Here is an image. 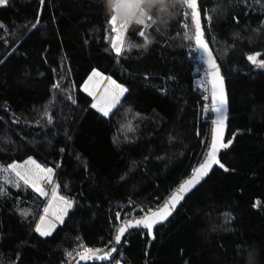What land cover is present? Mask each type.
Instances as JSON below:
<instances>
[{
	"label": "trees",
	"instance_id": "trees-1",
	"mask_svg": "<svg viewBox=\"0 0 264 264\" xmlns=\"http://www.w3.org/2000/svg\"><path fill=\"white\" fill-rule=\"evenodd\" d=\"M116 3L0 7V166L33 159L53 169L60 191L76 202L55 233L41 237V210L32 209L45 202L3 172L0 264H69L83 244L103 249L120 214L154 210L201 158L210 120L201 115L206 95L190 56L187 9L178 0H143L145 23H131L118 56ZM200 7L227 78L233 143L221 162L229 172L215 169L155 230L149 256V232L131 234L117 256L123 264H264V69L247 59H264V0H201ZM93 71L127 89L108 117L83 90Z\"/></svg>",
	"mask_w": 264,
	"mask_h": 264
},
{
	"label": "snow or ice",
	"instance_id": "snow-or-ice-1",
	"mask_svg": "<svg viewBox=\"0 0 264 264\" xmlns=\"http://www.w3.org/2000/svg\"><path fill=\"white\" fill-rule=\"evenodd\" d=\"M8 0H0V5L7 4ZM180 2L186 6L187 9H190L191 12H185L184 15L191 16V20L195 25V33H194V39L195 43L203 48L205 51H208V45L203 39V31H202V25H201V17H200V10L198 7L197 0H180ZM41 3H43V0H41ZM150 20L151 17H148ZM211 18L209 17V20ZM117 22H118V16L112 15L110 18V24L113 26V31H116L118 33L116 37V42L113 43L112 47L116 53V55H121L123 52V42L120 38L119 32L120 28H117ZM140 24H144L145 21L140 20L138 21ZM127 24H122L121 28H126ZM187 27V25H185ZM140 35L143 36L144 33L141 31ZM142 46V45H141ZM131 47V45L129 46ZM209 55V63L211 64L212 69L214 70L212 73V86H213V101L214 103H218L220 106L215 108V111L218 113H222L223 105L226 103L225 98V92L223 88V79L220 76L218 65L215 63V61L212 59L211 52L208 51ZM260 56L259 53L249 55L247 59L254 63L259 64L260 66H264V60H258V57ZM92 77H101L103 78V74L98 71H93ZM92 77L89 78V83L92 80ZM110 81V89L105 90V97L111 96L110 101L105 106H100L98 104H93L92 107H100V111L103 112L105 116L108 115V112L111 107H113L116 103L119 102V97L123 95L124 92L127 91L126 88H124L122 85L118 84L115 80ZM89 83H85L84 90L86 92H89L90 95L93 94L92 91H90ZM111 90V91H110ZM104 98L102 97V100ZM216 128L214 130V135L211 140L210 145V151L207 154L206 160L200 165L199 169L195 171L194 176L191 179H188L183 185L180 186V188L177 190L175 194H173L168 203H166L161 209H158L157 211L151 212L149 215H146L142 217L141 219L135 220V221H128L122 226H120L117 230V234L115 236V241L117 243H120L121 238L123 237L124 233L127 231L129 227L132 226H143L145 229H148L151 231L153 226L166 219L168 215H170V208L168 207V204L175 205L179 200L183 198V193H185L187 190L190 189L191 186H193L195 183L199 181L200 178L207 175L208 171L211 169L213 165H219L221 168H224L225 166L220 162L218 159V153L220 149L227 148L228 144L223 143V132H224V123L223 119H218L215 121ZM26 165H31V167H25L19 164H11L9 165V170L15 174V176L22 180L26 185H30L39 195L41 196H47L48 193L44 191L43 187L40 184L41 180H47L48 182H51V177L53 175V169L51 168H43L39 164H37L34 160L29 159L26 161ZM18 186V185H17ZM2 192V190H0ZM60 202V207H57L56 202ZM72 201L68 200L66 197L58 195L57 190L54 188L52 191V203L49 204L47 208L44 209L45 215L40 218V222L37 225L35 231L38 232L41 236H49L51 235L52 230L55 228L54 221H59L60 223H63V216L66 213L67 209L72 206ZM52 211L53 220H48L47 216L50 210ZM83 247V246H82ZM115 251V249H113ZM69 256H71V253H68ZM80 258L82 260H88L92 259L96 256V252L91 249L84 247L83 251L79 253Z\"/></svg>",
	"mask_w": 264,
	"mask_h": 264
},
{
	"label": "water",
	"instance_id": "water-1",
	"mask_svg": "<svg viewBox=\"0 0 264 264\" xmlns=\"http://www.w3.org/2000/svg\"><path fill=\"white\" fill-rule=\"evenodd\" d=\"M200 1L201 0H197L198 7H199V10H200L201 25H202V31H203V39L205 40V42L208 45V51L211 52L212 59L218 65L220 76L223 79V88H224V92H225L226 103H224V105H223L222 113H218V112L215 111V108L219 107L220 105L218 103H214V101H213L212 73H213L214 70L212 69L211 64L209 63L208 51H205L203 48L199 47L195 43V39H194L195 25H194V23L191 20V16L189 15L191 27L193 29L192 30V32H193V42H194V46H195V48L197 50V57L204 64V66H205V68L207 70L208 80H209V83H210V90H211V108L210 109H211V112H210V123H209V128H208V136H207V141H206V143L204 145V148L202 150L201 158H200L199 162H197L195 164V166L193 167L191 172L178 185H176L168 193V195L159 203V205L154 210H152L151 212H154V211H157L158 209H161L166 203H168L170 197L177 192V190L180 188L181 185H183L188 179H191L194 176L195 171L197 169H199L200 165L206 160L207 154L210 151V145H211L212 137L214 135V130L216 128L215 121H217L218 119H223V123H224L223 143L228 144L227 148L220 149V151L218 153V159L220 160V162H221V156H222L223 151L228 149L233 143V140L227 141V136H228V132H229V125H230V120H231L230 99H229V93H228V87H227V78H226V76H225V74L223 72V69L221 68V65H220V63H219L214 51L212 50V47H211L210 43H209L208 36L206 34V30H205V26H204L203 15H202L201 7H200ZM185 8H186V6H185ZM187 11H188V13L191 12L190 9H187ZM217 168L220 169V170L229 172V170L226 167L221 168L219 165H213L211 167V169L208 171L207 175H205L202 178H200L197 183H195L193 186L190 187L189 190H187L185 193L182 194L183 198L181 200H179L175 205H172L170 203L168 204V207L170 208V215H168L166 219L156 223L153 226V228L151 229V231H149L148 229H145L142 225L138 226V227L137 226L129 227L127 229V231L124 233L123 237L121 238L120 243H117L115 241V236H116L117 230H118V228L120 226H122L123 224H125L128 221H135V220L141 219L142 217H144L146 215H149L151 212L146 213V214H142V215H134V216L127 217V218H123L122 214H120L117 217V225H116L113 233H111L112 234L111 241L109 242V244L106 247H104L103 249H101V250H99L97 252L95 251L96 252V256L94 258H92V259L82 260L80 258V255H78V256L74 257L69 262V264H109V262L111 263V262L114 261V259L117 257V255L119 254L121 249H123L127 238L131 234H133L135 232H149V236L151 237L150 241H149V244H148L149 246H147V252H148V256H149L151 245L155 242V235H154L155 230L160 228V227H162V226H164V225H166L167 223H169L170 220L175 216V214L182 207V205L186 202V200L196 190H198L211 177V175H213V172ZM113 249H115V251H113Z\"/></svg>",
	"mask_w": 264,
	"mask_h": 264
},
{
	"label": "rangeland",
	"instance_id": "rangeland-1",
	"mask_svg": "<svg viewBox=\"0 0 264 264\" xmlns=\"http://www.w3.org/2000/svg\"><path fill=\"white\" fill-rule=\"evenodd\" d=\"M9 1V0H8ZM180 1V0H178ZM142 2L143 0H117V3H116V6H115V15L118 16V22H117V28H120V32H119V35H120V38L123 42V46H124V42H125V37H126V32L129 28V26L131 25V23L133 21H139L142 19L143 17V11L141 10L142 9ZM6 5V4H4ZM4 5H0L1 6H4ZM127 24V27L126 28H121V25L122 24ZM114 33V43L116 42V37L118 35V33L116 31L113 32ZM258 60H264V59H261L260 56L258 57ZM252 63V62H251ZM252 65L256 66L257 69H264V66H260L258 63L257 64H254L252 63ZM92 77V74L91 76ZM89 77V78H90ZM110 77H107L103 74V78L101 77H92V80L91 82L89 83V79L87 80L86 83H89V88H90V91L93 92L92 95L89 94V92H86L83 88V90L90 95V97L93 99V104H98L100 106H105L111 99V96L109 95L108 97H105V90L106 89H110V81L109 79ZM111 80H113L112 78H110ZM111 91V90H110ZM126 92L123 93V95H121L119 97V102L121 101V99L125 96ZM102 97L104 98L102 100ZM118 102V103H119ZM118 103H116L113 107L110 108L109 112H108V115L105 116L103 114V112L100 111V107H93L97 112L101 113V115L105 116V117H108L112 111L114 110V108L118 105ZM33 160V159H32ZM35 161V160H34ZM36 162V161H35ZM37 163V162H36ZM16 164H19V165H22V166H25V167H31V165H26V162L24 163H16ZM39 164V163H37ZM3 172H7L9 174H11L14 178H17L15 176V174L13 172H11V170H9V167H4V166H0V179L3 177ZM56 181V175H55V171L53 170V175L51 177V182H48L47 180H41L40 181V184L41 186L44 184V183H53ZM38 196H40V198L45 202V205L40 207V206H37L36 209H32V211L34 212H37L39 213L40 210H41V213H40V217H39V220H38V224L40 222V218L42 216L45 215L44 213V209L47 208L49 206L50 203H52V198L49 200L50 198V193H48L47 196H41L39 195V193H37L30 185H28ZM57 192H58V195L60 196H63V197H66L68 200L72 201V206L70 208L67 209L66 213L64 214L63 216V223L64 221L67 219L68 215L70 212H72L74 209H75V206H76V202L75 200H73L72 198H69L67 195L63 194L61 191H60V188L58 187L57 188ZM57 204V207H60V202L57 201L56 202ZM55 209L53 210H50V212L48 213V216H47V219L48 220H53V215H52V211H54ZM31 210L29 211V215L30 214H34ZM136 212H141L143 213L144 210L141 208L139 211H133V212H130L127 216L131 215L134 216V214ZM25 216H27V214H25ZM55 223V228L54 230H52L51 232V235L53 233H55L56 229L62 225L63 223H60L59 221H54ZM37 224V225H38ZM37 227V226H36ZM39 234V233H38ZM40 235V234H39ZM49 235V236H51ZM49 236H46V237H49ZM41 237H45V236H41Z\"/></svg>",
	"mask_w": 264,
	"mask_h": 264
},
{
	"label": "built area",
	"instance_id": "built-area-1",
	"mask_svg": "<svg viewBox=\"0 0 264 264\" xmlns=\"http://www.w3.org/2000/svg\"><path fill=\"white\" fill-rule=\"evenodd\" d=\"M184 6V5H183ZM191 41L192 38L190 37ZM191 53L190 56H192V62L194 64L195 67V78L197 79V84L202 87V89L204 90L205 94H206V103H205V107L204 109L207 111H211V101H209V95H211V90H210V83L208 80V74H207V70L204 66V64L202 63V61L197 57V50L194 46V44L191 45ZM43 189L45 192L50 193V199L52 198V191L55 188L57 190L58 188V183L55 182L54 184H50V183H45L43 184ZM150 211V210H149ZM145 213V210L144 212ZM83 246V247H82ZM81 247L75 249V251L73 252V257L78 256L80 252L83 251L84 249V244ZM125 256H121L119 258H115L113 262H109V264H123L125 262Z\"/></svg>",
	"mask_w": 264,
	"mask_h": 264
},
{
	"label": "bare ground",
	"instance_id": "bare-ground-1",
	"mask_svg": "<svg viewBox=\"0 0 264 264\" xmlns=\"http://www.w3.org/2000/svg\"><path fill=\"white\" fill-rule=\"evenodd\" d=\"M186 17H188V20L186 21V23H185V25H187V27H185L186 29H189L188 30V36H189V39H190V37L192 38V35H193V32H191V29H192V27H191V23L190 22H188L189 21V15L188 16H186ZM203 21H204V19H203ZM204 26H205V24H204ZM190 27H191V29H190ZM193 30V29H192ZM207 34V33H206ZM209 40V39H208ZM190 41H191V39H190ZM191 42H193V38H192V41ZM194 43V42H193ZM206 95V94H205ZM210 97H209V101H211V95H209ZM206 103V102H205ZM205 107V106H204ZM204 107H202L200 110H202V119L204 120V121H207V122H209V120H210V111H207V110H205L204 109Z\"/></svg>",
	"mask_w": 264,
	"mask_h": 264
}]
</instances>
